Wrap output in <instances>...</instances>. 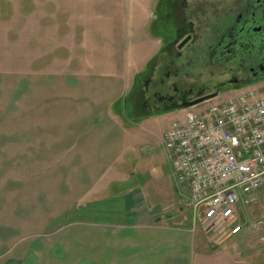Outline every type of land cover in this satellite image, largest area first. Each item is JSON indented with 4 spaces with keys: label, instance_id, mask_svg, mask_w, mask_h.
I'll use <instances>...</instances> for the list:
<instances>
[{
    "label": "crops",
    "instance_id": "obj_1",
    "mask_svg": "<svg viewBox=\"0 0 264 264\" xmlns=\"http://www.w3.org/2000/svg\"><path fill=\"white\" fill-rule=\"evenodd\" d=\"M149 25L116 32L138 36L127 58H115L113 32L105 30L104 39L85 36L83 52L56 73L21 78L24 127L11 121L9 138L0 137V163L49 165L27 167L24 218L18 202L0 204V264H264L241 234L210 242L186 205L185 187L141 179L140 171L168 160L164 150L138 157L137 148L162 145L175 119L173 111L129 110L159 48ZM16 185L11 178L10 188Z\"/></svg>",
    "mask_w": 264,
    "mask_h": 264
},
{
    "label": "rangeland",
    "instance_id": "obj_2",
    "mask_svg": "<svg viewBox=\"0 0 264 264\" xmlns=\"http://www.w3.org/2000/svg\"><path fill=\"white\" fill-rule=\"evenodd\" d=\"M154 1L0 0V137L9 138L11 121L16 126L25 122L23 113L17 109V105L23 106L25 102L24 98H19L20 92L25 88V84L21 83L23 80L21 78L31 72L56 73L59 69L58 65L63 64L64 60L83 52L81 41L85 36L88 40L89 38L104 39L105 30L113 32L109 38H111V44L114 42L110 49L115 50L113 51L115 58L118 56V58H127V54L135 46V39L137 40L138 36L117 35V33L128 32V28L133 25V22H138L140 25L150 23V19L153 17L152 12H154ZM94 30L96 35L93 34ZM150 31L152 32V30ZM150 31L149 33H151ZM150 36L154 38L155 46L160 44L157 34ZM92 54L96 58L100 57V51L98 54L92 51ZM225 95L227 94L212 100H221L225 98ZM181 114L182 109L173 110L172 117L177 118ZM22 127L24 126L19 125V129ZM6 148V153H10L11 148ZM163 150L161 144H156L152 140L149 144H143L137 148L139 153L137 156L164 155ZM165 154L167 155V153ZM168 162L162 165L159 163L148 173L139 170L143 176L139 177L142 181L149 182V178L156 176L158 185L163 189L170 181L181 187L176 182ZM14 165L0 163V186H2L0 188V204L4 209L5 205L18 202L20 208L18 218H24L26 194V179L24 177L27 167L30 166L34 171H41L44 166L48 170L49 164L19 162L17 171L15 169L17 166ZM11 178L14 184L17 182L16 187L12 189L10 188ZM262 189L258 192V201L248 207L250 219L262 220L259 234L253 233V237L238 236L242 239V244L247 242L252 244L253 249L259 253V260L264 258V239H260L261 235L264 236V188ZM5 216L8 217V214L2 211L3 219ZM240 238L238 239L240 240Z\"/></svg>",
    "mask_w": 264,
    "mask_h": 264
},
{
    "label": "built area",
    "instance_id": "obj_3",
    "mask_svg": "<svg viewBox=\"0 0 264 264\" xmlns=\"http://www.w3.org/2000/svg\"><path fill=\"white\" fill-rule=\"evenodd\" d=\"M213 100L183 109L162 145L176 182L185 187L187 207L209 241L218 243L259 234L262 227L261 219L248 217V207L264 188V83Z\"/></svg>",
    "mask_w": 264,
    "mask_h": 264
},
{
    "label": "flooded vegetation",
    "instance_id": "obj_4",
    "mask_svg": "<svg viewBox=\"0 0 264 264\" xmlns=\"http://www.w3.org/2000/svg\"><path fill=\"white\" fill-rule=\"evenodd\" d=\"M152 13L160 44L132 115L191 109L203 95L264 82V0H155Z\"/></svg>",
    "mask_w": 264,
    "mask_h": 264
},
{
    "label": "water",
    "instance_id": "obj_5",
    "mask_svg": "<svg viewBox=\"0 0 264 264\" xmlns=\"http://www.w3.org/2000/svg\"><path fill=\"white\" fill-rule=\"evenodd\" d=\"M154 15V13H152V16ZM216 97V93H209V94H206V95H203L197 99H194L192 101H190L186 107H191V106H194V105H197L199 103H202V102H205V101H208V100H211L213 98Z\"/></svg>",
    "mask_w": 264,
    "mask_h": 264
},
{
    "label": "trees",
    "instance_id": "obj_6",
    "mask_svg": "<svg viewBox=\"0 0 264 264\" xmlns=\"http://www.w3.org/2000/svg\"><path fill=\"white\" fill-rule=\"evenodd\" d=\"M138 75H140V74H138Z\"/></svg>",
    "mask_w": 264,
    "mask_h": 264
}]
</instances>
